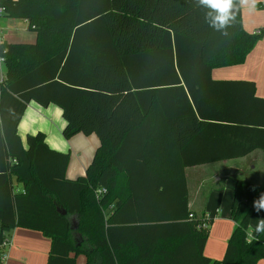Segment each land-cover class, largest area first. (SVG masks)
<instances>
[{"label":"trees","instance_id":"obj_1","mask_svg":"<svg viewBox=\"0 0 264 264\" xmlns=\"http://www.w3.org/2000/svg\"><path fill=\"white\" fill-rule=\"evenodd\" d=\"M0 7L36 34L34 42H0V188L7 191L0 246L20 227L50 239L46 264H75L81 254L84 264L258 263L264 231L248 234L264 182L234 178V228L223 257L211 259L203 254V214L188 206L185 172L240 156L203 153L213 133L247 137L248 128H264L248 125V103L264 101L253 81L212 78L214 68L244 63L264 35L245 30L240 0H230L222 29L200 0H0ZM29 102L58 106L66 139L98 137L84 176L66 177L69 152L50 148L42 132L22 143L17 128ZM10 176L22 191H12Z\"/></svg>","mask_w":264,"mask_h":264},{"label":"crops","instance_id":"obj_2","mask_svg":"<svg viewBox=\"0 0 264 264\" xmlns=\"http://www.w3.org/2000/svg\"><path fill=\"white\" fill-rule=\"evenodd\" d=\"M241 3V0H240ZM242 12V8H241ZM259 21V17L254 18ZM243 27L245 25V15L242 12ZM264 23V19L261 21ZM264 26V25H263ZM249 31V30H248ZM254 32V30H250ZM257 31V30H256ZM35 32L29 27L26 19H15L0 14V42H34ZM248 66V68H247ZM236 71L218 73L213 76L215 70ZM247 68V69H246ZM226 72V71H219ZM3 77V65L0 58V80ZM212 78L216 80H248L255 84V95L264 98V84L259 85L258 81L264 82V37L259 40L254 48L247 55L244 63L240 65L214 68ZM248 120L253 123L252 127H264V101H250L248 103ZM65 120L61 109L49 104L42 107L35 102H29L24 114L18 123L17 132L23 144L27 134L42 132L48 146L54 150L69 152L70 160L66 168V177L76 179L84 176L85 170L91 162L100 141L95 134L85 135L81 132L66 139L62 130ZM249 127V126H248ZM247 137L236 134L225 133L214 135L207 140V150L203 153L212 155H240L222 161L200 164L185 169L189 202L188 206L197 216L203 214L206 218L205 227L208 228L207 240L204 244L203 254L211 259H221L224 255L227 240L230 237L234 222L230 219V206L234 185V175L232 177L227 172H243L254 185L260 186L264 182V128L256 130L248 128ZM238 139L243 147L238 146ZM242 145V144H241ZM248 148V150H246ZM242 150H246L241 152ZM222 167V168H221ZM213 176L210 190L204 197L200 192L201 186L211 173ZM0 170V187L2 186V174ZM192 174H195L192 176ZM189 179V180H188ZM10 184L13 192L23 190V184L18 182L14 176H10ZM222 183V187L217 186ZM190 185V186H189ZM7 191L0 188V203L6 199ZM193 216V214H192ZM189 215V218H192ZM264 220V210L259 212L255 208L250 214V225L256 229V225ZM257 233V232H256ZM254 237V233L248 234V240ZM9 245L6 246V258L3 264H46L50 250V239L40 232L25 228H12L7 233ZM85 256L79 255L75 264H84ZM257 264H264V255Z\"/></svg>","mask_w":264,"mask_h":264},{"label":"rangeland","instance_id":"obj_3","mask_svg":"<svg viewBox=\"0 0 264 264\" xmlns=\"http://www.w3.org/2000/svg\"><path fill=\"white\" fill-rule=\"evenodd\" d=\"M241 8H242V12H244V15H245V25H244L245 30H247V31L249 30V32H252L250 30L256 31V30L264 28V26H263L264 23L262 24V22H261L264 19V0H241ZM255 17H259L258 23H257V21H255V19H254ZM263 37H264V35L262 36V38ZM261 39H259V40H261ZM247 68H248V66H247ZM224 69H227V68L215 70L213 72V76L216 77L218 73L228 74L229 72L236 71L235 69H233V70H224ZM219 71H226V72H219ZM258 84L262 85V84H264V82L258 81ZM215 174H216V172L211 173L209 175L208 179L202 185H200L202 188V189H200V192H202L201 195H203L204 197L206 196L207 192L210 190L211 185H212L211 179L213 178V176H211V175H215ZM228 174H230L231 176H227V177H232L234 175V178H244V179L248 180V177L245 176L243 172H238V173L237 172H233V173L227 172V175ZM194 175L195 174H192V176H194ZM187 183H189V182L187 181ZM217 186L222 187V183H219V185H217ZM78 220L79 219H75V218L73 219V222L76 226L78 225V222H79ZM256 232L257 231L253 228V226L250 225L249 233H251V234L254 233V237L251 239H254L256 237ZM1 254L2 253L0 252V256H1Z\"/></svg>","mask_w":264,"mask_h":264},{"label":"clouds","instance_id":"obj_4","mask_svg":"<svg viewBox=\"0 0 264 264\" xmlns=\"http://www.w3.org/2000/svg\"><path fill=\"white\" fill-rule=\"evenodd\" d=\"M200 2L215 11L211 21L214 28L222 29L228 23L230 0H200ZM253 207L258 212L264 210V196H261L259 201H253ZM255 230L264 231V220L256 225Z\"/></svg>","mask_w":264,"mask_h":264},{"label":"built area","instance_id":"obj_5","mask_svg":"<svg viewBox=\"0 0 264 264\" xmlns=\"http://www.w3.org/2000/svg\"><path fill=\"white\" fill-rule=\"evenodd\" d=\"M1 13H2V8L0 7V14ZM105 191H106L105 188H102V187L101 188H98L95 191L96 197H98L99 195H102L103 193H105ZM190 216H192V214H190ZM203 219L205 221L206 218H203ZM205 223H206V221L201 224V226L203 228L206 226ZM8 242H9V240L6 238V239H4V241L2 242V244L0 246V252L2 253L0 257H1L2 261H4V259L6 258V251H5V249H6V246L9 245Z\"/></svg>","mask_w":264,"mask_h":264},{"label":"water","instance_id":"obj_6","mask_svg":"<svg viewBox=\"0 0 264 264\" xmlns=\"http://www.w3.org/2000/svg\"><path fill=\"white\" fill-rule=\"evenodd\" d=\"M57 211H58L60 214H62V215H64V214L66 213V210H64V209H60V208H57Z\"/></svg>","mask_w":264,"mask_h":264}]
</instances>
